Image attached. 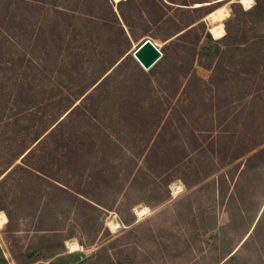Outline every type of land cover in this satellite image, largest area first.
<instances>
[{
  "label": "trees",
  "instance_id": "1",
  "mask_svg": "<svg viewBox=\"0 0 264 264\" xmlns=\"http://www.w3.org/2000/svg\"><path fill=\"white\" fill-rule=\"evenodd\" d=\"M169 1L179 15L162 0H0V224L14 264H110L104 245L65 241L108 239L106 211L130 223L175 179L264 164V0H231L218 37L203 18L213 2ZM144 34L165 41L148 69L131 54Z\"/></svg>",
  "mask_w": 264,
  "mask_h": 264
},
{
  "label": "rangeland",
  "instance_id": "2",
  "mask_svg": "<svg viewBox=\"0 0 264 264\" xmlns=\"http://www.w3.org/2000/svg\"><path fill=\"white\" fill-rule=\"evenodd\" d=\"M185 1L190 2L187 5L191 7L196 5L205 7L206 4L213 2V11L223 6L227 13L222 18V22L230 13L231 0ZM162 3L167 13L179 15L181 12L176 8L179 3L168 5L169 0H162ZM241 4L243 5L242 2ZM203 18L210 31L218 22V20L213 21L207 14ZM145 37L151 38L158 47L165 42L150 34H144L133 40L131 49ZM196 70L203 77L208 76L209 71L204 67L197 65ZM239 144L238 147L243 146L244 140ZM245 165L246 170L250 171V164L245 163ZM247 171L239 174L235 171L234 162H230L219 171L210 174L199 186L186 188L180 179H175L169 185L170 197L143 210H140L146 206L143 203L135 205L132 208L135 218L130 223L125 224L119 221L118 214L114 210L106 211L102 219L110 231L108 239L103 238L106 240L100 239L90 246H85L78 243L76 238H69L65 241V245L69 251L75 250L82 253H90L100 245H104L103 251L99 252L97 257L99 261H106L103 257L108 253L110 264H220L216 261L225 254L227 246L235 237L234 222L224 225L221 222L227 220V212L234 211L235 198L239 199L240 207L244 208L246 200L243 198V190L248 183H255L253 172L246 173ZM214 185L218 186L215 192ZM177 189L181 190L177 191ZM259 194L260 191L255 190L256 200ZM4 222L0 224V245L10 259V264H14L3 238ZM212 222L215 224L207 231H203L202 228ZM74 243L78 245L72 246ZM54 258L55 256H52L48 260ZM77 259L75 255L65 258L67 264H74ZM48 260H39L32 264H44ZM248 262L250 260L245 256L237 259L228 258L224 263L248 264Z\"/></svg>",
  "mask_w": 264,
  "mask_h": 264
},
{
  "label": "crops",
  "instance_id": "3",
  "mask_svg": "<svg viewBox=\"0 0 264 264\" xmlns=\"http://www.w3.org/2000/svg\"><path fill=\"white\" fill-rule=\"evenodd\" d=\"M260 167L250 170L255 183H248L243 190V198L246 200L244 208L240 207L239 199L235 198L234 211L227 212V220L221 222L222 225L234 222L235 235L227 246L223 260L234 254L236 259L245 256L249 258L248 264H264V164ZM255 190L260 191L257 200L254 197Z\"/></svg>",
  "mask_w": 264,
  "mask_h": 264
},
{
  "label": "water",
  "instance_id": "4",
  "mask_svg": "<svg viewBox=\"0 0 264 264\" xmlns=\"http://www.w3.org/2000/svg\"><path fill=\"white\" fill-rule=\"evenodd\" d=\"M131 54L144 69H148L160 58L162 51L151 38L145 37L132 49Z\"/></svg>",
  "mask_w": 264,
  "mask_h": 264
},
{
  "label": "bare ground",
  "instance_id": "5",
  "mask_svg": "<svg viewBox=\"0 0 264 264\" xmlns=\"http://www.w3.org/2000/svg\"><path fill=\"white\" fill-rule=\"evenodd\" d=\"M240 1L245 6L243 0H240ZM226 13H227V10L222 6L220 8H217L215 11H213L212 13L208 15L209 18H211L213 21L218 20V22H216L211 28V32L213 33V35H215V37H218L224 33V25L222 22V18L226 15ZM75 245H78V244L77 243L72 244V246H75Z\"/></svg>",
  "mask_w": 264,
  "mask_h": 264
},
{
  "label": "snow or ice",
  "instance_id": "6",
  "mask_svg": "<svg viewBox=\"0 0 264 264\" xmlns=\"http://www.w3.org/2000/svg\"><path fill=\"white\" fill-rule=\"evenodd\" d=\"M246 7H250L251 4L254 2V0H243ZM181 189H177V191H180Z\"/></svg>",
  "mask_w": 264,
  "mask_h": 264
}]
</instances>
